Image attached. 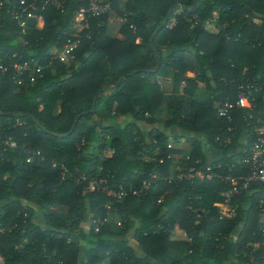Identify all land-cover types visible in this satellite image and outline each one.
I'll list each match as a JSON object with an SVG mask.
<instances>
[{"label": "trees", "instance_id": "obj_1", "mask_svg": "<svg viewBox=\"0 0 264 264\" xmlns=\"http://www.w3.org/2000/svg\"><path fill=\"white\" fill-rule=\"evenodd\" d=\"M102 1L123 19L117 37L105 32L107 11L75 19L87 0H26L43 20L28 31L14 17L20 0H0V59L9 66L0 72V264H223L229 258L264 264V184L240 188L237 178L249 173L242 160L264 124V0H197L192 12L183 7L194 0H126L122 8L119 0ZM68 38L78 42L66 61L57 55ZM187 52L202 68L193 78L185 76ZM34 61L42 69L24 71L23 83H16L11 65ZM161 77L171 79L175 92L205 91L193 102L192 120L176 108L165 126L202 132L223 149L246 130V149L215 162L192 141L181 170L210 165L218 176L168 178L181 155L163 132L151 130L145 139L134 122L119 129L101 123L111 116L155 122ZM119 79L94 101L101 85ZM248 83L254 85L250 106L219 116V103L234 102ZM95 152L104 156L100 167ZM91 179L128 193L116 198L91 190ZM53 204L67 206V214L47 211ZM109 213L119 225L107 221ZM135 223L142 256L125 238ZM174 226L188 240H172ZM179 245L185 253L171 259L170 249Z\"/></svg>", "mask_w": 264, "mask_h": 264}, {"label": "crops", "instance_id": "obj_2", "mask_svg": "<svg viewBox=\"0 0 264 264\" xmlns=\"http://www.w3.org/2000/svg\"><path fill=\"white\" fill-rule=\"evenodd\" d=\"M110 3L109 0H105ZM126 0H119L118 7H123V2ZM174 23V20L170 23L171 26ZM123 24V19L113 10V8L109 7L106 12V21H105V32L111 37H117L119 35L120 28ZM43 26V20L41 16L35 14L32 16H28L25 18V22L22 25L24 31H28L32 28H41ZM66 61L68 57L64 58ZM185 62V76L193 78L196 75L202 72V68L198 64L197 60L193 56L191 52H187L184 55ZM161 90H162V100L159 106L160 113L157 116L155 122L147 123L144 120H134L130 116H111L109 118H102L101 123L104 125H111L116 129L122 128L128 122H134L137 124L139 129L145 134V139H147L146 133L151 130H156L163 132L167 136V146L170 149L180 151V158H177L171 162L168 167V178H172L176 171L180 169L181 161L186 159L191 150H192V141H197L201 147L202 151L206 157L207 162H215L221 158H226L228 156H235L238 153L243 152L246 149L247 144V133L246 130H243L237 142L232 144L231 148L223 149L217 148L208 137L202 132H196L191 130H185L180 127L177 123H172L168 126L164 125V121L171 117V111L173 109L179 108L180 116L187 119L192 120L195 117V107L193 102L200 101L205 96V91L203 88H199L192 96L185 94L183 92H175L173 91V84L169 77H161L160 80ZM95 120H98L95 118ZM90 145H95L94 143H90ZM108 152V151H107ZM95 154L99 157V167L102 165L104 160V156L95 152ZM219 207L220 213H223L225 210V206L223 203L217 204ZM46 210L49 212H53L56 215L64 217L67 214V206L60 204H53L46 207ZM260 221L264 223V213L260 214ZM108 222H111L113 225H119L117 217L114 213H109ZM136 227V223L134 227L130 228L126 234L125 238L128 240V243L134 248L135 252L142 256V248L140 243L134 238L133 231ZM242 228V224L237 225L234 230L229 235L230 240H235ZM171 239L175 241H185L188 240L187 236L184 232L174 226L171 230ZM85 250V246H82V254ZM185 253V248L183 245H179L170 249V258H179ZM81 254V257H82ZM223 264H257L255 262H243L234 258H229Z\"/></svg>", "mask_w": 264, "mask_h": 264}, {"label": "built area", "instance_id": "obj_3", "mask_svg": "<svg viewBox=\"0 0 264 264\" xmlns=\"http://www.w3.org/2000/svg\"><path fill=\"white\" fill-rule=\"evenodd\" d=\"M58 0H53L54 3H57ZM88 4L85 9H80L75 14V19L85 20L89 15H96L99 13L106 12L108 10V4L103 2L102 0H87ZM20 4L22 5L21 11L15 13L14 17L17 19L19 25H23L25 22V18L28 16L35 15L32 13L29 8H32L31 3H26V0H20ZM23 13H26L25 18L23 17ZM78 40L68 38L66 40V43L63 45L62 49L58 52V57L61 59H64L65 57H72L71 51L76 46ZM13 68V79L16 83L22 84V74L24 71H40L42 69V65L33 62L32 65H29L27 62L23 63H13L11 65ZM9 66L2 63L0 59V72L4 74L8 70ZM254 88V85L252 83H248L245 85L239 86V91L237 93L236 99L234 102L230 101H224L222 103H219L217 107V112L219 116H225L229 118V111L234 107H249V93ZM27 158L26 160L29 161L30 159V152L31 149H26ZM36 153H39L36 151ZM243 163L247 166V169L249 171L248 174L244 176L237 177L240 180V188H246L250 181L258 180L264 184V124L261 125L255 132V137L251 145L248 147L247 153L245 157L243 158ZM198 162V161H197ZM214 176H218L215 171H213L212 166L207 165L203 169H197L194 166L189 167L185 172L180 169H178L175 173V175L172 177V179H181L183 177L186 178H192V177H198V178H205V179H211ZM227 181H235V177H232L231 175H226L224 177ZM143 185H147L148 181L144 180L142 182ZM90 189H102L105 191L108 195L116 198H122L125 195H127L128 191L123 188L121 185H111L106 182V180L103 181H97L96 179L90 180ZM232 192L238 191V188L235 186L231 189ZM97 229V228H96ZM264 232V229H263ZM2 260V257L0 256V262Z\"/></svg>", "mask_w": 264, "mask_h": 264}, {"label": "water", "instance_id": "obj_4", "mask_svg": "<svg viewBox=\"0 0 264 264\" xmlns=\"http://www.w3.org/2000/svg\"><path fill=\"white\" fill-rule=\"evenodd\" d=\"M196 6H197V0H194V1H193V4H192L191 7H183V8H184L185 10L189 11V12H192V11H194V10L196 9ZM173 8H174V6L171 7V9L169 10V13L172 11ZM169 13L167 14V16H166L165 20L163 21V23L161 24V26L164 25V24L166 23V20H167V18H168V16H169ZM161 26H160V27H161ZM160 27H159V28H160ZM157 31H158V29L155 30V32L153 33V35H152V37H151L150 40H152L153 36L156 34ZM119 82H121V79H119L118 81H116V82H114V83L105 82L103 85H101V87L99 88V90H98V92H97V94H96V96H95L94 101L96 100V98H97L99 92H100L105 86H107V85H111V84H114V85H115V84H118ZM94 108H95V103H94L93 109H94Z\"/></svg>", "mask_w": 264, "mask_h": 264}, {"label": "rangeland", "instance_id": "obj_5", "mask_svg": "<svg viewBox=\"0 0 264 264\" xmlns=\"http://www.w3.org/2000/svg\"><path fill=\"white\" fill-rule=\"evenodd\" d=\"M2 261V260H1Z\"/></svg>", "mask_w": 264, "mask_h": 264}]
</instances>
